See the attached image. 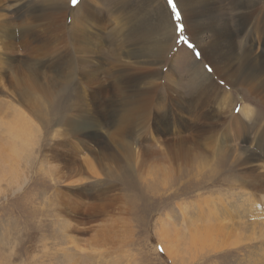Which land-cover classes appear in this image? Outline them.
<instances>
[{
	"label": "rangeland",
	"instance_id": "374dc122",
	"mask_svg": "<svg viewBox=\"0 0 264 264\" xmlns=\"http://www.w3.org/2000/svg\"><path fill=\"white\" fill-rule=\"evenodd\" d=\"M123 1L129 17L118 9ZM178 1L0 0V264H264V169L241 163L264 150V100L231 86L202 54L209 49L252 72L264 63L249 56L238 62L240 51L254 44L264 54V46L239 22L246 0H197L199 38L186 30ZM54 3L66 10L57 21L60 42L48 45L41 36L30 44L21 31L30 22L44 31L43 14ZM157 3L171 17L168 45L153 67V84H141L152 90L143 108L116 124L137 93L111 84L123 72L117 66L132 40L127 30L139 26L142 50L156 43ZM28 5L37 10L26 11ZM89 8L97 19L81 20ZM226 29L235 42L218 36ZM53 32L52 26L46 35ZM53 47L61 58L39 77L48 85L10 72V64L20 68L28 55ZM18 114L24 134L16 142L7 126ZM11 142L22 149L19 157Z\"/></svg>",
	"mask_w": 264,
	"mask_h": 264
},
{
	"label": "bare ground",
	"instance_id": "6f19581e",
	"mask_svg": "<svg viewBox=\"0 0 264 264\" xmlns=\"http://www.w3.org/2000/svg\"><path fill=\"white\" fill-rule=\"evenodd\" d=\"M144 2V1H143ZM153 2H156V0H148V4L151 5ZM158 2V1H157ZM201 3L206 4V2H208V4H212V2L210 0H200ZM262 3V7L258 6L259 3ZM62 3V2H61ZM178 6L182 15V20L183 23L185 24V28L188 31V33L191 36H195L196 38H199L200 33H202L201 31H203V23L200 22L199 19V14H198V10L196 8V5H198V1L195 0H182V1H178ZM29 4V3H28ZM120 6L118 7V9H120L122 12H125V14H128V17L130 16L131 10H127V6L125 5L124 1L121 3H119ZM214 4V3H213ZM217 4V3H216ZM55 5V3L53 4ZM147 5V6H149ZM209 5V6H210ZM131 6V5H130ZM129 6V7H130ZM146 7V6H145ZM144 7V8H145ZM264 0H246L245 2H243L242 7H241V12L239 15V22H241V25L244 26H248L249 29H251V32L253 34V42L256 43V40L259 42V47L260 46H264ZM84 9V8H83ZM141 9V8H140ZM146 9V8H145ZM144 9V10H145ZM263 9V10H262ZM37 7L36 6H26V11H36ZM92 8L87 9V16H85L83 14V18L81 17V20L85 21L87 20L88 22H91L92 20H96L97 18L94 16V11L92 10ZM152 10L155 12L156 14V18H158V24L155 27V32L158 33V39L156 40V43L152 44V43H148V46L146 47L145 50H142V47L139 48L137 45L139 44L138 42V38L141 37V33H140V29L138 27H135V25H132L127 31L126 36L128 35L133 42L129 41V43L127 44L126 48L122 50V54H123V59H119L121 60L120 64L117 66L118 70H122L123 72L121 73H117L116 79L113 83V88L114 90H119L121 92L122 89L124 88H129L130 86L135 87V91L137 92L136 94L133 95L134 99H127L125 102H127V104L123 105L122 111L119 114V118L116 121V124H119L121 121L128 119L127 118V112H135L136 110H140L143 108V106L140 104L141 102H143L144 100H148V94L152 91L151 88H147V87H143L141 86V84H153V75L155 71V69H153V67L155 66V64H157L158 60L161 58V53L164 51V49L167 47L166 43H167V39H168V34L170 32V28H171V17L170 14L168 13V9L164 7L163 4H158L155 5V10L154 7L152 8ZM166 10V11H165ZM120 11V12H121ZM148 11V10H147ZM151 11V10H150ZM66 10L63 6L56 4L55 6H52L49 10H47L44 14L43 17L46 19V25L47 28L42 31L39 32L36 30L32 29V26L34 27V25L30 22L28 24V27L31 28H27V29H23L21 28V33H27V35L30 37V39L28 40L30 42V44H32V41L39 39V38H47L45 40V42L47 41L50 45V39H59L57 40L56 44H58L61 40V37H56L55 34H58L59 32V22H57L58 20H60L62 17H64L66 15ZM135 12V11H134ZM133 12V15L135 14ZM139 12V11H138ZM142 13V11H141ZM124 14V13H123ZM147 15V14H146ZM82 16V15H81ZM73 17V16H72ZM135 17V16H134ZM74 18V17H73ZM72 18V19H73ZM141 19V18H140ZM80 20V18H79ZM139 20V19H138ZM81 22V23H85V22ZM148 21V20H147ZM79 22V21H78ZM87 22V24H88ZM145 22V21H144ZM80 23V24H81ZM152 23V22H151ZM98 24V23H97ZM148 24V23H147ZM61 25V24H60ZM93 25V24H92ZM53 26V33L50 35H46L47 32H49V29ZM81 26V25H80ZM46 27V26H45ZM79 27V26H78ZM81 27H84L81 26ZM95 27V26H94ZM142 27V26H141ZM89 28L91 30L92 26L89 25L88 27H85V29L83 30L84 33H88L89 32ZM96 28L97 25H96ZM36 29V28H35ZM78 29V28H77ZM144 29V28H143ZM4 30V29H3ZM6 30V29H5ZM79 30V29H78ZM93 30V29H92ZM76 31V30H74ZM97 31V30H96ZM223 33H219L218 36L225 38V40H228L227 42H235V37H231V32L226 29L223 30ZM227 31L230 32V34L227 33ZM9 32V31H8ZM95 32V31H94ZM151 32V31H150ZM13 33V32H12ZM79 33V32H78ZM82 33V32H81ZM148 33V32H147ZM153 33V31L151 32ZM211 33V32H209ZM250 33V32H249ZM1 34V33H0ZM7 34V33H5ZM10 34V33H9ZM60 34V33H59ZM76 34V33H74ZM91 34V32H90ZM2 35V34H1ZM52 35V36H51ZM80 35V33H79ZM3 36V35H2ZM18 36V35H17ZM42 36V37H41ZM58 36V35H57ZM64 36V35H63ZM71 36V35H70ZM83 36V35H82ZM81 36V38H82ZM85 36V35H84ZM22 37V36H21ZM20 37V38H21ZM56 37V38H55ZM76 37V36H75ZM79 37V36H78ZM77 37V38H78ZM250 37V35H249ZM13 38V37H12ZM80 38V39H81ZM147 38V36H146ZM150 38V35H148V39ZM7 39V38H6ZM147 39V40H148ZM209 39V38H208ZM256 39V40H255ZM82 40V39H81ZM80 40V41H81ZM84 40V39H83ZM82 40V41H83ZM90 40V39H89ZM145 40V39H144ZM7 41V40H6ZM79 41V39H78ZM140 41V40H139ZM152 41V40H151ZM1 42V41H0ZM88 42V40H87ZM149 42V40H148ZM215 42V41H214ZM1 43H5V42H1ZM79 43V42H78ZM77 43V45H78ZM82 43V42H81ZM84 43V42H83ZM143 43V42H142ZM249 43V42H248ZM247 43V45H248ZM28 44V43H27ZM26 44V45H27ZM55 44V45H56ZM86 44V43H85ZM210 44V43H209ZM75 45V44H74ZM245 44H243L244 46ZM251 45V43H250ZM257 45V46H258ZM5 46V45H4ZM76 46V45H75ZM74 46V47H75ZM240 47H242L240 45ZM256 47V45L253 44V47H243L241 49L240 52H242V56L239 58L238 62L240 61V59L242 57H251L250 60H253L255 65L258 66V64L260 63H264V54H262V51H257L255 52L254 48ZM67 48V47H66ZM77 48V47H75ZM5 49V47H4ZM7 49V48H6ZM55 49V47L52 48V50L50 51L49 49L42 52V53H37L36 57H32L33 55H28V58L26 59L27 61H23V63L20 60V68H18V64L17 65H9V69L11 70L10 72H17L15 74L19 75L18 78H20V81H24L27 82L28 84H32V85H41V86H46L48 85L45 82V79L43 78V82H41V79H39V77H45L46 72H52L55 65V61L59 58H61V53L57 54V55H52V51ZM58 49V48H57ZM9 50V49H7ZM95 50V49H94ZM214 51V50H213ZM231 51V50H230ZM235 51V50H234ZM4 52V51H3ZM6 52V50H5ZM50 52V53H49ZM8 53V51H7ZM49 53V54H48ZM56 53V52H55ZM82 53V51H81ZM84 53V52H83ZM82 53V54H83ZM208 53H210L209 49H202V54L205 56V59L209 60L210 65L212 66L211 68L213 69V71L216 74H219L221 76H223V78L225 79V81L229 82L231 86H235V87H244L248 90H251L254 93V96H257L258 98H261L264 100V67H260L257 70H254L252 72H245V69L247 68L246 65H241V64H234V63H225L224 59L219 58V57H215L214 56H210V54L208 55ZM219 53V52H218ZM229 53V52H228ZM232 53V52H231ZM238 53V51H237ZM4 54V53H3ZM6 54V53H5ZM81 54V55H82ZM87 54V53H86ZM9 55V53H8ZM217 55V54H216ZM233 55V54H232ZM241 55V54H240ZM63 56V55H62ZM80 56V55H79ZM78 56V57H79ZM219 56V54H218ZM227 56V55H226ZM2 57V56H1ZM5 57V56H4ZM8 57V56H7ZM83 57V56H82ZM80 57V58H82ZM88 57V56H87ZM232 57V56H230ZM236 57V55L234 56ZM10 58V56H9ZM120 58V57H119ZM226 58V57H225ZM229 58V57H228ZM227 58V59H228ZM12 59V58H11ZM10 59V60H11ZM19 59H21L19 57ZM158 59V60H157ZM9 60V61H10ZM94 60V59H93ZM102 60V59H101ZM230 60V59H229ZM249 60V61H250ZM5 61V60H4ZM17 61V60H16ZM245 61V60H244ZM6 62V61H5ZM8 62V61H7ZM97 62V61H96ZM248 62V61H247ZM1 63V62H0ZM18 63V62H17ZM59 63V62H58ZM241 63V62H240ZM14 64V63H13ZM56 64V63H55ZM76 64V63H75ZM197 64V63H196ZM4 65V63L2 64ZM68 66V64H66ZM65 65V66H66ZM234 65V66H232ZM6 66V65H5ZM4 66V67H5ZM63 66V67H65ZM71 66V65H70ZM236 66V67H235ZM254 66V65H253ZM255 68V66H254ZM7 69V68H6ZM58 69V68H57ZM88 69V68H87ZM2 69H0L1 72ZM117 70V71H118ZM247 70V69H246ZM57 71V70H56ZM116 71V70H115ZM134 71V73L132 72ZM249 71V70H248ZM58 72V71H57ZM62 72V71H60ZM113 72V71H112ZM111 72V75H113ZM133 74H130V73ZM141 72V75L139 76V73ZM7 73V72H6ZM85 74L88 73V71H84ZM90 73V72H89ZM115 73V72H114ZM10 74V73H9ZM91 74V73H90ZM93 74V73H92ZM116 74V73H115ZM121 74H124L126 77L122 78ZM11 75V74H10ZM59 75V74H58ZM100 75V74H99ZM110 75V76H111ZM1 76V75H0ZM52 76V75H51ZM50 76V77H51ZM68 76V75H67ZM93 76V75H92ZM106 76V75H105ZM108 76V75H107ZM157 76V75H156ZM77 77V76H76ZM109 77V76H108ZM137 77V78H135ZM96 78V75H95ZM98 78V77H97ZM12 79V78H11ZM14 79V78H13ZM48 79H50L48 77ZM47 79V80H48ZM52 79V78H51ZM17 80V79H16ZM40 80V81H39ZM55 80V79H54ZM53 80H51L49 83H51ZM98 80H96L97 82ZM100 81V80H99ZM104 81L107 82V79H105ZM104 81H100V83H97L98 87H102L103 86V82ZM16 82V81H15ZM154 82H156L154 80ZM90 85V84H89ZM105 85V84H104ZM147 86V85H146ZM153 87V86H152ZM104 89V88H102ZM99 90H101L99 88ZM92 93V92H91ZM124 93V91H123ZM229 92H227L228 96H225L223 98V102L225 103L226 106V102L228 103L229 101ZM249 93V92H248ZM86 95V94H85ZM95 95V94H94ZM129 96L131 94H128ZM44 96V95H43ZM83 97V96H82ZM85 98V97H84ZM71 99V98H70ZM79 99V98H77ZM86 100V99H83ZM88 100V99H87ZM82 101V100H81ZM97 101V100H96ZM234 101V100H233ZM87 102V101H86ZM89 102V101H88ZM87 102V104H88ZM222 102V104H223ZM90 105V104H89ZM89 105L87 107H89ZM229 106V105H227ZM226 106V107H227ZM251 108V107H250ZM250 108H243V112L246 115H249ZM83 109V108H82ZM20 111V110H19ZM242 112V113H243ZM22 113V112H21ZM243 113V114H244ZM19 115V114H18ZM15 118L17 124H15L14 126H7V128L9 129V135L12 136V134L14 135V139L16 141V139H18V137H20V135L24 134L23 130H22V124L23 121L21 120V115H19ZM1 119V118H0ZM112 119V118H111ZM26 120V119H25ZM28 120V119H27ZM90 121V120H89ZM2 122V121H1ZM26 123H28L26 121ZM88 123V122H87ZM30 124V123H29ZM29 124H27V126H29ZM8 125V124H7ZM25 125V123H24ZM112 126V124L110 125ZM4 127V126H3ZM100 127V126H99ZM102 127V126H101ZM32 128V127H31ZM29 129V128H28ZM107 129V128H106ZM109 130V129H108ZM104 131V130H103ZM106 131H104L105 133ZM9 141V140H8ZM11 141V140H10ZM17 142V141H16ZM12 143V142H11ZM2 144V143H1ZM4 144V143H3ZM10 147V146H9ZM12 150H18L19 153H16V155L19 157L20 153L22 151V149L20 148V146H17L16 143H12ZM3 149V148H2ZM5 152V151H4ZM261 154H256V153H251L249 154V156L245 159H243V161L241 162L242 165H247L250 167V169L252 170H257V169H264V150L261 151ZM6 153V152H5ZM247 156V155H246ZM5 158V155L3 154V151H0V162L3 161V159ZM3 168H5V165L2 166ZM201 171V170H200ZM260 171V170H259ZM256 171V172H259ZM255 172V173H256ZM264 172V171H263ZM171 173V172H170ZM262 172L260 171V174ZM263 174V173H262ZM256 175V174H255ZM254 173L251 177L255 176ZM259 175V174H258ZM257 175V176H258ZM264 175V174H263ZM254 178V177H253ZM263 178V176H262ZM263 180V179H262ZM261 181V180H260ZM254 182V181H253ZM263 182V181H262ZM260 186V184H259ZM260 188V187H259ZM262 189H264V187H262ZM262 190H260L261 192ZM261 197V196H260ZM262 198L264 199V195L262 196ZM225 217V216H224ZM229 217V216H228ZM210 219V218H209ZM247 220V219H246ZM245 220V221H246ZM232 221V220H231ZM217 224V223H216ZM229 224V223H228ZM252 225V223H251ZM257 225V224H256ZM207 226V225H206ZM164 227V226H163ZM171 228V227H170ZM207 229V228H206ZM205 226H204V231L205 232ZM166 230V229H165ZM168 230V229H167ZM172 230V229H171ZM207 231H209L208 229L206 230V234ZM164 232V230H163ZM174 232V231H173ZM245 232V230H244ZM252 232V231H251ZM166 233V232H165ZM170 235L172 234L171 232H169ZM223 233V232H222ZM225 233V232H224ZM166 235V234H165ZM168 235V234H167ZM174 235V234H173ZM205 235V234H204ZM211 235V234H210ZM215 235V234H214ZM217 235V234H216ZM227 235V234H225ZM213 236V235H211ZM222 236V235H220ZM218 236V237H220ZM229 236V233H228ZM226 236V240L227 237ZM202 237V236H201ZM231 237V236H230ZM229 237V238H230ZM206 238L203 237V239ZM216 238V237H215ZM214 238V239H215ZM222 238V237H221ZM243 238V237H242ZM207 239V238H206ZM205 240V239H204ZM217 240V238H216ZM208 241V239H207ZM213 241V240H211ZM201 242V241H200ZM214 242V241H213ZM195 243V242H194ZM202 243V242H201ZM209 243V242H208ZM187 245V244H186ZM196 245V244H195ZM248 245V244H247ZM203 246V245H202ZM213 247V245H211ZM210 247V246H209ZM166 248V246H165ZM174 259V258H173Z\"/></svg>",
	"mask_w": 264,
	"mask_h": 264
},
{
	"label": "snow or ice",
	"instance_id": "6c2138e0",
	"mask_svg": "<svg viewBox=\"0 0 264 264\" xmlns=\"http://www.w3.org/2000/svg\"><path fill=\"white\" fill-rule=\"evenodd\" d=\"M71 3L75 6L77 4V0H71Z\"/></svg>",
	"mask_w": 264,
	"mask_h": 264
}]
</instances>
